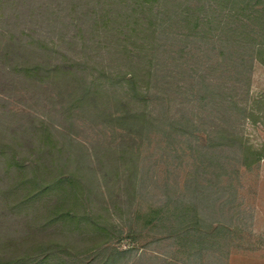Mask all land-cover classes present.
<instances>
[{"label":"rangeland","instance_id":"1","mask_svg":"<svg viewBox=\"0 0 264 264\" xmlns=\"http://www.w3.org/2000/svg\"><path fill=\"white\" fill-rule=\"evenodd\" d=\"M177 1L0 0V145H5L0 188L31 176L37 185L45 184L42 196L29 204L33 209L18 212L19 220L8 216L9 233L47 213L56 199H68L62 195L66 190L74 192L77 204L68 209L78 216L91 214L108 229L86 236L88 248L77 244L75 252H64L66 264H264V53L258 48L264 45V0ZM185 2L195 10L200 29L214 26L218 30L212 35L230 39L235 72H223L227 56L219 47L206 57L198 37L186 47L168 37L165 53L139 48L142 42L134 38L132 62L147 68L150 61L152 77L139 78L141 97L131 104L134 94L123 79L99 74L104 64L113 73H129V58L106 54L107 49L92 51L95 32L69 25L80 11L122 12L135 4L140 12H172L175 3L178 11ZM179 26L173 25L174 35L183 34ZM83 38L90 47L85 53ZM109 39L113 42L114 34ZM146 43L151 46V40ZM174 45L191 56L174 55ZM240 57L246 58V68ZM22 61L48 70L60 67L48 76L41 71L38 78H24L10 72ZM121 63L125 68L117 66ZM67 67L103 86L105 118H92L71 104L66 95L72 89L59 82ZM41 77L44 83L32 87L30 79ZM128 107L145 113L136 127L108 117L124 116ZM145 119L148 124H141ZM8 162L13 165L7 167ZM53 181L55 192L49 185ZM0 201L2 210L17 203ZM35 233L38 240L56 234L51 227Z\"/></svg>","mask_w":264,"mask_h":264},{"label":"trees","instance_id":"2","mask_svg":"<svg viewBox=\"0 0 264 264\" xmlns=\"http://www.w3.org/2000/svg\"><path fill=\"white\" fill-rule=\"evenodd\" d=\"M145 2L149 0H144ZM165 1V0H164ZM171 1V0H170ZM177 1V0H176ZM178 2V1H177ZM179 6H182V3H178ZM184 7L180 10H176V3L172 6V12L158 11L152 12L141 11L137 9V5L126 6L125 11L122 12H107V13H91L88 11H80L73 15V18L69 21V25L71 24V28H77L81 33H88L89 30L95 32L94 37L92 38L93 43H95L91 49L92 51H101L102 49H107L106 54H111V56H126L129 59L128 64L131 66L132 70L129 73H123L121 69L116 74L111 71V68L104 66L100 67L99 74L101 76L107 75L105 77L109 79H118L121 78L124 80L126 87L129 92L131 91L134 96L129 97V101L127 104H131L132 100H135V97H141L138 91L137 81L139 78L148 79L152 77V73L150 71L151 62L147 61L148 67L142 68L141 66L134 64L132 62L134 55V51L129 47L132 44V39L137 38L142 42L139 48H147V49H158L161 50L162 53H165L166 49H170L167 39L171 40L172 38L176 41V45L180 44L183 47L188 43V40L191 38L200 39L199 42L206 45V54L211 53L216 47L220 48L222 52L221 55H226L225 61H227L228 65L226 69L224 68L223 72H235V68L232 64H236L235 53L230 50L231 45H229L228 37L226 39L222 37H217L212 35L213 32L218 30L214 26H209L208 28L200 29L199 27V19L194 15V9L188 6L187 2L184 3ZM193 20V25H191ZM197 21V22H196ZM180 23L181 30L183 34L174 35L172 33V27L175 23ZM209 22V20L205 21ZM91 23V25H90ZM203 24V23H201ZM205 25V24H204ZM229 35H235V30L229 28ZM114 34V41L112 42L109 38ZM147 40H151V46L147 45ZM71 44V43H70ZM185 44V45H184ZM103 45H108V47H104ZM176 45H174V49L172 53L174 55H189L191 56V51L184 52L180 49L176 50ZM90 47L86 45V38H83L80 42V50L82 53H85ZM260 53H264V45L259 46ZM225 50L227 53H225ZM130 56V57H129ZM261 56V55H259ZM206 57H208L206 55ZM90 58V57H89ZM248 58V57H247ZM191 59V58H190ZM231 61V62H230ZM235 61V62H234ZM241 66L246 68L247 60L244 57H240L239 59ZM74 65V64H73ZM72 65V67H73ZM120 68H125V64L121 63L117 65ZM48 70L43 66L38 64H24L23 61L20 66L12 68L10 72H18L22 73L24 78H27L26 75L37 77L36 74L43 71L48 74L50 72H56V70L60 67L59 65H53L51 68L48 66ZM65 67V66H64ZM63 67V68H64ZM67 67L68 72L63 73V76L60 78L59 82L61 87L69 86L71 90L66 97H70L71 104L82 108L85 110V113L88 115H92L91 117H106V113L103 110V105H107L108 96L105 94L103 90V86L95 83L94 80L88 82L85 79H81L80 76L76 73L75 68ZM108 70V72L106 71ZM248 69V68H247ZM110 70V71H109ZM8 74V73H7ZM236 79L241 78L240 73L236 72ZM164 77H168L164 75ZM38 78V77H37ZM22 81L18 80V83ZM42 84L43 77L40 78V81L37 79H30V84L33 85L35 83ZM29 86V81H25ZM235 84H238V81L235 80ZM204 88L210 89L211 85H204ZM167 87V83L161 86V91H165ZM63 88H59L61 91ZM226 89V88H225ZM222 88V92L225 90ZM126 94V92H125ZM232 98V97H229ZM139 99V98H138ZM144 98L142 97V100ZM134 108L128 107L125 115H109V118H113V120L125 121L129 123L128 126L130 128H134L137 125L139 120L144 119L145 113L133 111ZM141 124L147 125L148 120H143ZM139 130H142V127L139 126ZM5 145L1 144L0 149ZM44 149L48 147L47 143H44L42 146ZM12 160L17 154V151L12 152ZM51 156V155H49ZM48 158V156H46ZM13 165L11 162H8V166ZM244 168H249L250 165L243 164ZM3 170L8 171V169L3 168ZM4 175L8 176V173H4ZM32 180H20L17 184H8L5 188H0V197L3 200H11L17 203L4 204V211L0 208V234L5 233L6 237H0V264H66V258L64 252H75V247L77 244H82L86 248L89 247L88 242L86 241V236H92L95 238V230L100 232H107V228H101L100 223L97 218L91 216V214L84 213L83 215L78 216L75 212L71 211L68 208H75L76 203L72 202V197L74 196V192H67L64 190L62 195L67 196L68 199L58 198L55 203L47 210V213H40L41 216H34L33 221L22 222V227L17 228L16 233L19 231H27L24 234H19L14 237L9 233L10 227L8 225L10 219L8 216H13L16 219H20L18 216V212H23L25 214L26 210H29L28 206L33 201V198H36L38 195L44 193L45 184L37 185L34 181V177ZM13 181V180H12ZM27 182L29 187H23L22 184ZM49 185H52V192H55L58 189L57 182H51ZM16 187V188H14ZM23 188V191H16L14 189ZM9 189V192L7 191ZM12 193L9 195L10 191ZM15 192H19L16 197H13L12 194ZM12 198L19 199L20 201L13 200ZM1 207V201H0ZM33 209V207H31ZM37 211H43L41 207L36 209ZM73 213V214H72ZM42 219L46 221V223H42ZM46 227H51L55 230V235L47 234L44 235L41 239H36L38 237L37 233H40L41 229L44 230ZM29 232V234H28ZM82 232V233H81ZM102 243H99L100 245ZM97 245V246H98ZM62 249V250H61ZM54 254H51L53 253ZM58 254V255H57Z\"/></svg>","mask_w":264,"mask_h":264}]
</instances>
